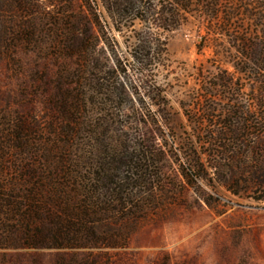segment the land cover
Segmentation results:
<instances>
[{"label": "rangeland", "instance_id": "374dc122", "mask_svg": "<svg viewBox=\"0 0 264 264\" xmlns=\"http://www.w3.org/2000/svg\"><path fill=\"white\" fill-rule=\"evenodd\" d=\"M180 1L0 0V264H264V0Z\"/></svg>", "mask_w": 264, "mask_h": 264}, {"label": "trees", "instance_id": "16d2710c", "mask_svg": "<svg viewBox=\"0 0 264 264\" xmlns=\"http://www.w3.org/2000/svg\"><path fill=\"white\" fill-rule=\"evenodd\" d=\"M178 3L181 4L182 2L180 0H178ZM259 45H256V47L251 50L250 56L253 53H256L258 50L260 51V53H264V47L259 49ZM83 49L80 51L82 52ZM224 87H230L229 84H223ZM253 114H251L250 112H248L247 116L245 119H243V130L248 127V125L251 124V119L254 117L252 116ZM255 139V138H253ZM45 220H41L40 223L37 226V229L34 230H29L26 233V237L29 241H31V244H29L28 246L31 248H64L65 246L63 244H57V241H60V234H65L64 232L66 231L64 228L62 229V231H60V233L58 234V232H54L52 229L49 228V225H47L46 222H44ZM56 242V243H55Z\"/></svg>", "mask_w": 264, "mask_h": 264}]
</instances>
